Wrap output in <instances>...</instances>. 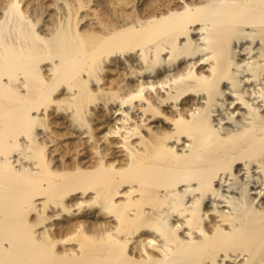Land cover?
Instances as JSON below:
<instances>
[{
    "label": "bare ground",
    "instance_id": "6f19581e",
    "mask_svg": "<svg viewBox=\"0 0 264 264\" xmlns=\"http://www.w3.org/2000/svg\"><path fill=\"white\" fill-rule=\"evenodd\" d=\"M0 264H264V0H0Z\"/></svg>",
    "mask_w": 264,
    "mask_h": 264
}]
</instances>
